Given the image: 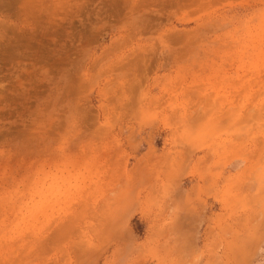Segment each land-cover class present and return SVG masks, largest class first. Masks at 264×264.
<instances>
[{
    "label": "rangeland",
    "instance_id": "374dc122",
    "mask_svg": "<svg viewBox=\"0 0 264 264\" xmlns=\"http://www.w3.org/2000/svg\"><path fill=\"white\" fill-rule=\"evenodd\" d=\"M263 109L264 0H0V264H260Z\"/></svg>",
    "mask_w": 264,
    "mask_h": 264
},
{
    "label": "bare ground",
    "instance_id": "6f19581e",
    "mask_svg": "<svg viewBox=\"0 0 264 264\" xmlns=\"http://www.w3.org/2000/svg\"><path fill=\"white\" fill-rule=\"evenodd\" d=\"M194 70H195V69H194ZM206 97H207V96H206ZM207 98H208V97H207ZM206 100H207V99H206ZM206 100H205V101H206ZM205 104H207V103H205ZM208 105H209V104H208ZM261 105H262V104H261ZM259 106H260V105H259ZM237 107H238V106H237ZM198 109H199V108H198ZM233 109H234V108H233ZM235 109H237V108H235ZM226 110H227V109H226ZM231 110H232V109H231ZM238 110H239V109H238ZM263 110H264V109H263ZM201 111H202V110H201ZM252 111H253V110H252ZM226 112H227V111H226ZM235 112H236V111H235ZM248 112H249V111H248ZM250 113H251V112H250ZM224 114H225V113H224ZM232 114L235 115L234 112H233ZM248 114H249V113H248ZM191 115H192V114H191ZM227 115H228V113H227ZM245 115H246V114H245ZM255 115H256V114H255ZM255 115L253 114L254 117H255ZM258 115H259V114H258ZM230 117H232V116L230 115ZM234 117H235V116H234ZM236 117H237V116H236ZM244 118H245V117H244ZM251 118H253V117L251 116ZM248 119H249V118H248ZM120 201H121V200H120ZM120 203H121V202H120ZM114 204H115V203H114ZM125 204H126V203H125ZM118 205H120V204H118ZM111 206H112V205H110V207H111ZM114 207H115V206H114ZM114 207H113V208H114ZM113 208H112V209H113ZM108 209H109V206H108ZM108 209H107V210H108ZM108 212H109V211H108Z\"/></svg>",
    "mask_w": 264,
    "mask_h": 264
},
{
    "label": "snow or ice",
    "instance_id": "6c2138e0",
    "mask_svg": "<svg viewBox=\"0 0 264 264\" xmlns=\"http://www.w3.org/2000/svg\"><path fill=\"white\" fill-rule=\"evenodd\" d=\"M261 251H264V249H262ZM260 264H264V260H261Z\"/></svg>",
    "mask_w": 264,
    "mask_h": 264
}]
</instances>
